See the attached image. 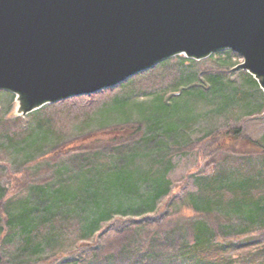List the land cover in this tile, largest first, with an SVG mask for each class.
Returning <instances> with one entry per match:
<instances>
[{
  "label": "rangeland",
  "instance_id": "obj_1",
  "mask_svg": "<svg viewBox=\"0 0 264 264\" xmlns=\"http://www.w3.org/2000/svg\"><path fill=\"white\" fill-rule=\"evenodd\" d=\"M180 57L20 120L15 95L1 92L0 264H78L76 252L88 260L96 245L113 251L115 227H133L139 253L157 231L149 221L186 231L204 219L224 224L225 239L204 260L179 264H264V92L234 70L243 57L231 50L186 65ZM174 101L177 112H155ZM164 185L171 194L150 204ZM199 192L215 214L189 223L188 195ZM158 252L150 264H178L177 252Z\"/></svg>",
  "mask_w": 264,
  "mask_h": 264
},
{
  "label": "water",
  "instance_id": "obj_2",
  "mask_svg": "<svg viewBox=\"0 0 264 264\" xmlns=\"http://www.w3.org/2000/svg\"><path fill=\"white\" fill-rule=\"evenodd\" d=\"M227 50L264 92V0H0V94L16 117Z\"/></svg>",
  "mask_w": 264,
  "mask_h": 264
},
{
  "label": "trees",
  "instance_id": "obj_3",
  "mask_svg": "<svg viewBox=\"0 0 264 264\" xmlns=\"http://www.w3.org/2000/svg\"><path fill=\"white\" fill-rule=\"evenodd\" d=\"M181 64L186 65L187 62L195 63L194 60H190L188 58H182ZM256 82V81H255ZM257 83V82H256ZM215 87V86H214ZM180 92V91H179ZM178 102L174 101L171 106H167L166 103H161L160 107L155 111L158 115L168 114L170 112H177L180 107L178 106ZM161 111V112H160ZM20 120V117L17 118ZM60 150L57 149V151ZM0 192H2V188L0 187ZM171 190L169 189L168 185L159 186L154 193V196L150 198V204L155 205L157 200L163 196L168 195ZM201 192L196 194H189L188 200L190 205H192L194 212L196 215L190 216L189 223L194 221L196 217L203 216L204 218H210L211 215L215 214L214 208L212 207V202L209 199H205L203 197H200ZM53 199L56 197L53 195ZM5 198L4 194H1V200ZM264 201V200H263ZM51 202V200H50ZM262 204L263 206H259ZM55 205V203H54ZM240 205V204H237ZM139 207L138 214L142 215L144 214L145 206H140V204L137 205ZM153 207V206H152ZM259 209L264 210V202L259 203L257 206ZM132 208V207H131ZM134 209V208H133ZM158 209V208H157ZM156 208H152V213L158 212ZM160 213L162 210H159ZM156 212V213H157ZM201 213V214H198ZM198 214V215H197ZM172 215V214H170ZM170 215H166V218ZM192 215V214H191ZM201 215V216H200ZM5 220H8V217H4ZM150 219V218H149ZM149 219L147 218L145 221L141 220L143 222H148ZM175 222L180 224L184 219L182 217H178L174 219ZM203 220H196L190 228H188L186 231H182L181 228H175L171 231H163L162 227H159V225H155L153 221H149L150 226L154 227L156 232L152 234V239L150 242L146 243L147 247L146 250L143 249L141 246L138 248L139 253H136L134 250V241L136 240V233L132 230V228L125 229L122 228H114L113 230L116 232L115 236V242H112L115 246L113 248V251L104 250L103 246L96 245V256L91 259H81L80 257L77 258L76 256L79 253H75L74 257L78 261V264H150L149 259L152 258V256L158 255V249H160L162 246H167L172 250V252H177L176 258L172 260L173 263L176 262H182L185 263V260H194L196 261H202L204 260L205 253L209 250V248L212 247L214 242H217V239H225L223 237V228L225 227L224 224L220 223L217 226H212L206 219ZM113 221V220H112ZM111 221V222H112ZM168 219H166V223H168ZM143 222H141L143 224ZM140 224V223H139ZM146 224V223H144ZM225 229V228H224ZM7 232V231H6ZM193 239L191 240L190 238ZM31 242L28 241L27 244H30ZM139 246V245H138ZM137 247V246H136ZM137 249V248H136ZM150 251H153V255H150ZM81 252V251H80ZM157 253V254H156ZM76 255V256H75ZM100 257V258H99ZM36 264H57V260H39ZM179 264V263H178Z\"/></svg>",
  "mask_w": 264,
  "mask_h": 264
}]
</instances>
